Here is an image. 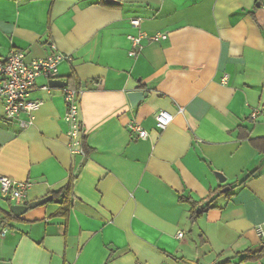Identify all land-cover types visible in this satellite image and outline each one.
<instances>
[{"label": "crops", "instance_id": "0c3cea01", "mask_svg": "<svg viewBox=\"0 0 264 264\" xmlns=\"http://www.w3.org/2000/svg\"><path fill=\"white\" fill-rule=\"evenodd\" d=\"M113 1L0 0V60L14 50L46 58L54 46L68 58L57 79L82 92L87 149H69L67 86L38 78L42 106L25 128L0 103V180L30 184L18 203L0 183V264H264L242 261L264 249V0ZM140 34L131 57L128 38ZM157 34L167 39H148ZM137 91L149 95L133 107ZM162 111L174 119L160 131ZM73 177L68 220L53 217L54 203L12 213ZM217 190L193 224L183 198Z\"/></svg>", "mask_w": 264, "mask_h": 264}, {"label": "built area", "instance_id": "2783aa9c", "mask_svg": "<svg viewBox=\"0 0 264 264\" xmlns=\"http://www.w3.org/2000/svg\"><path fill=\"white\" fill-rule=\"evenodd\" d=\"M132 26L138 28L140 26V20H132ZM146 36L140 34L138 36H129L131 43V50L129 55L135 57L137 55L136 49H139L142 40ZM152 41L166 40V34H157L152 37H148ZM55 53L42 59H35L30 62H26V55L21 51H11L9 56L0 60V103L4 107L5 118L8 121L18 120L22 127L31 125L35 119V113L38 112L42 106L41 101L32 99V92L34 90L35 83L38 78L44 77L49 80L57 79L59 75V66L61 62L68 58L63 56L60 52ZM225 84L227 78H225ZM81 90H75L71 88L64 89V101L66 105L65 120L69 126L68 136L70 138L69 149L72 155H78L83 158L86 157V152L83 148V139L86 134L84 126L80 118V98ZM22 115H26L29 121H21ZM257 112L251 115V118L255 120ZM173 115L167 111L160 112L156 117V127L163 131L172 122ZM129 131L136 133L139 139L146 140L148 133L141 128L136 122L129 124ZM1 190L2 195L11 201L22 203L26 198V193L30 187L29 183L16 182L9 178H1ZM2 216L0 214V221ZM7 230H4L6 233ZM257 233L264 241V227L259 226ZM179 238L183 237V234L178 235Z\"/></svg>", "mask_w": 264, "mask_h": 264}, {"label": "trees", "instance_id": "16d2710c", "mask_svg": "<svg viewBox=\"0 0 264 264\" xmlns=\"http://www.w3.org/2000/svg\"><path fill=\"white\" fill-rule=\"evenodd\" d=\"M67 87L75 90H80V88L73 85V83H71L70 80L68 81ZM83 148L87 154V149L85 146V138L83 139ZM253 177H255V174L248 175L238 185L245 184ZM74 182H75V178L73 177L70 179L67 185H65L64 187H62L57 191L50 193V195L47 197V198H51L49 203H54L59 206L58 211L53 216L54 218H63L68 220V218L70 217V213L74 201V195H73ZM219 193L220 191L217 190L213 192L210 197L200 202H195L192 199L183 198L182 201L190 205V219L193 224L196 222L197 219H199L201 216H203L206 212H208L210 209L214 207L213 206L214 198L216 196H219L220 195ZM10 216L12 217L11 214H8V216L5 217L3 221L5 222V220ZM263 256H264V249H261L259 251L247 250L246 252H244L242 261L259 259Z\"/></svg>", "mask_w": 264, "mask_h": 264}, {"label": "water", "instance_id": "95a60500", "mask_svg": "<svg viewBox=\"0 0 264 264\" xmlns=\"http://www.w3.org/2000/svg\"><path fill=\"white\" fill-rule=\"evenodd\" d=\"M106 3L111 5V4H115L116 2H114L113 0H106ZM49 85L51 87H57L58 88V87H66L67 83L60 80V79H55V80L50 81ZM148 95H149V93L144 92V91L130 92L128 94V98L131 102V105L133 107H136V106H138V104L140 102L144 101L148 97ZM217 176H218L221 183L226 182V178L221 173H218ZM226 191H229V188H227L226 190H223V193ZM50 200H51V198H45V199L33 202V203L25 205V206H13L11 208V211L15 216L20 217L23 214H25L28 210L35 209L41 205H45V204L49 203Z\"/></svg>", "mask_w": 264, "mask_h": 264}]
</instances>
